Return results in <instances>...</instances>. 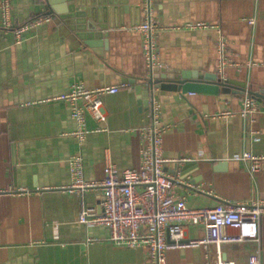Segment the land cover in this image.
Segmentation results:
<instances>
[{
	"label": "crops",
	"instance_id": "0c3cea01",
	"mask_svg": "<svg viewBox=\"0 0 264 264\" xmlns=\"http://www.w3.org/2000/svg\"><path fill=\"white\" fill-rule=\"evenodd\" d=\"M68 3L12 0L15 24L29 28L18 40L0 26V264H151L146 246L116 244L105 226L77 220L80 203L68 189V160L82 155L87 180L104 176L106 152L119 171L139 165V127L152 121L143 80L150 63L215 72L237 87L264 89V0H74L61 15L59 7ZM77 11L85 12V23ZM148 16L160 27L151 55L136 28ZM124 80L132 88L105 94L104 118L88 115L95 130L80 140L62 96L74 83L95 88ZM243 94L154 88L160 123L169 125L163 155L202 154L163 166L177 178L173 193L190 207L264 204V162L251 174L246 161L233 159L245 150L264 154V111L251 125L239 113ZM190 163L182 176L179 169ZM96 197V190L87 192L88 200ZM258 232L257 239L168 249L166 264H247L251 254L264 264V211ZM203 233L202 225L187 224L183 240Z\"/></svg>",
	"mask_w": 264,
	"mask_h": 264
},
{
	"label": "built area",
	"instance_id": "2783aa9c",
	"mask_svg": "<svg viewBox=\"0 0 264 264\" xmlns=\"http://www.w3.org/2000/svg\"><path fill=\"white\" fill-rule=\"evenodd\" d=\"M12 0L0 1V26L12 30L18 40L24 37L28 24H15L12 17ZM254 23L253 18L248 19ZM146 36L147 54L152 53V44L160 27L152 16L136 26ZM223 63V61H222ZM151 68L153 65L149 64ZM122 88H132V83L120 81L117 84L89 88L74 83L62 98L69 103L70 115L77 122L74 134L82 140L87 132L95 130L87 125V116L97 120L103 117V96L119 92ZM239 113L248 118L251 125L257 112L264 111V102L244 92ZM151 123L139 127L142 136L141 158L137 167H116L109 152H106L104 176L100 179H85L81 154L70 156V191L79 198L78 221L89 225H103L108 229V237L116 244L132 247L146 246L151 254V264H166L167 250L180 246L210 244L220 245L227 241L257 239L260 213L264 204L243 202V204L217 203L212 206L190 207L183 198H178L172 188L176 177L165 172L167 161L190 162L198 156L167 158L161 150L162 135L169 125L160 123L159 103L148 98ZM223 113H230L225 111ZM222 113V114H223ZM258 132V130L256 131ZM254 133V132H253ZM255 139H257L255 137ZM233 159L244 160L249 164L251 174L259 172L263 166L264 154H254L249 150L233 155ZM96 190V200L87 199V192ZM187 224L203 226L204 236L193 240H183ZM236 229V234L225 233L224 229ZM220 264H234L227 260ZM247 264H261L257 254H251Z\"/></svg>",
	"mask_w": 264,
	"mask_h": 264
},
{
	"label": "water",
	"instance_id": "95a60500",
	"mask_svg": "<svg viewBox=\"0 0 264 264\" xmlns=\"http://www.w3.org/2000/svg\"><path fill=\"white\" fill-rule=\"evenodd\" d=\"M69 3L66 4L65 7H59L57 11L61 15L68 14V5L74 3V0H67ZM72 6V5H71ZM72 8V7H71ZM61 9V10H60ZM75 15L83 18L78 22L82 23L86 22L84 16L85 12L77 11ZM81 25V24H79ZM146 82L147 86V94H149L150 98L153 97V91L155 87L165 89V90H180L183 93L187 92L188 90L197 91V92H217L218 90L224 92H245L248 93L250 96L254 97L255 99L264 100V89H250L245 87H237V83L231 79H224L218 77L217 73H205V74H198L195 72H189L177 70V69H167L163 66L153 65L149 69L148 75L143 79ZM145 102H149V99H146ZM220 165L225 164V162H219ZM223 163V164H221ZM190 164H184L181 169V175L184 176L190 170Z\"/></svg>",
	"mask_w": 264,
	"mask_h": 264
}]
</instances>
